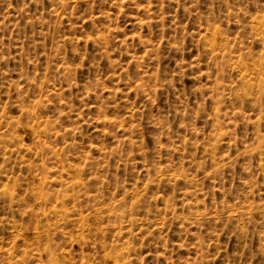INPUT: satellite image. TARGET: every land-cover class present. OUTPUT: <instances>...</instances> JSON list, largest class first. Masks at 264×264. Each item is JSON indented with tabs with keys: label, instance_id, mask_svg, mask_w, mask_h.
Returning a JSON list of instances; mask_svg holds the SVG:
<instances>
[{
	"label": "rangeland",
	"instance_id": "1",
	"mask_svg": "<svg viewBox=\"0 0 264 264\" xmlns=\"http://www.w3.org/2000/svg\"><path fill=\"white\" fill-rule=\"evenodd\" d=\"M0 264H264V0H0Z\"/></svg>",
	"mask_w": 264,
	"mask_h": 264
},
{
	"label": "bare ground",
	"instance_id": "2",
	"mask_svg": "<svg viewBox=\"0 0 264 264\" xmlns=\"http://www.w3.org/2000/svg\"><path fill=\"white\" fill-rule=\"evenodd\" d=\"M216 34V33H215Z\"/></svg>",
	"mask_w": 264,
	"mask_h": 264
}]
</instances>
